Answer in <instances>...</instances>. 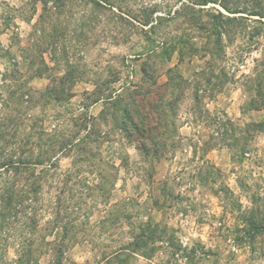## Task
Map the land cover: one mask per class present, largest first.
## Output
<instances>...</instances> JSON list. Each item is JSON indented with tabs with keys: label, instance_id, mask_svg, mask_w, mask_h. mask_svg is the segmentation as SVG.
<instances>
[{
	"label": "rangeland",
	"instance_id": "rangeland-1",
	"mask_svg": "<svg viewBox=\"0 0 264 264\" xmlns=\"http://www.w3.org/2000/svg\"><path fill=\"white\" fill-rule=\"evenodd\" d=\"M219 1L201 30L193 0H0V158L34 160L0 206L37 190L0 264H264V0Z\"/></svg>",
	"mask_w": 264,
	"mask_h": 264
},
{
	"label": "trees",
	"instance_id": "trees-1",
	"mask_svg": "<svg viewBox=\"0 0 264 264\" xmlns=\"http://www.w3.org/2000/svg\"><path fill=\"white\" fill-rule=\"evenodd\" d=\"M219 0H193V5L187 4V3H182L181 7H179V9L175 10V14H177L179 11H182L181 13H187L188 15H190L189 19H188V23L190 25L196 26L197 28L201 29V30H206V26L207 24L204 23L203 21H201V18L199 16L195 15V5L196 6H207L208 3H217ZM227 0H223L221 2V6L230 14H241L242 12L238 9L232 10L228 7V5H226ZM220 2V1H219ZM202 9H200L199 11H201ZM205 10V9H203ZM155 10L154 9H145V15H144V21L143 24H149L151 23V15L152 13H154ZM222 18H225V20H227V22H232L235 19H233L232 17L229 16H225L223 13H220ZM262 14H254L251 16H261ZM162 20V19H160ZM159 22V19H158ZM217 22V21H216ZM226 22L224 21H220L217 22L215 25L217 30L215 31V34H217L219 36V38L222 35V26L225 25ZM181 55L183 54L182 51ZM34 162V160L30 159V160H24V159H16L14 156L11 157H3L0 158V171L2 170L3 172H12L14 173V175H19L20 172H23L24 170H28ZM37 164V163H36ZM11 173V174H12ZM11 189L7 190V197L3 199V205L0 206V208H2L0 210V220L3 218L4 220H6L7 218V213L8 208L11 207L13 202L19 203V204H24L25 202H28L30 200H32V198L30 197V194H32L33 192H37V190L33 187H30L28 190L21 191V192H17V190H15V187H10ZM16 193V194H15ZM2 222V221H1Z\"/></svg>",
	"mask_w": 264,
	"mask_h": 264
}]
</instances>
